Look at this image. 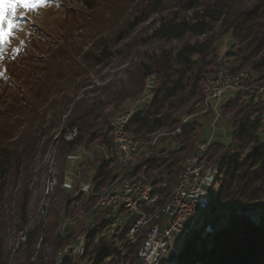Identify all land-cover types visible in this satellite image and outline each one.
I'll return each mask as SVG.
<instances>
[{"label":"trees","instance_id":"obj_1","mask_svg":"<svg viewBox=\"0 0 264 264\" xmlns=\"http://www.w3.org/2000/svg\"><path fill=\"white\" fill-rule=\"evenodd\" d=\"M103 1L83 0L87 12L70 9L57 42L39 40L33 44V53L9 66L8 78L0 77V264H56L58 251L72 236L64 240L56 237L59 241L50 256L45 250L53 239L50 229L40 242L39 229L26 232V241L14 255L9 242V231L25 233L30 223L38 164L53 151L64 170L79 148L111 146L112 117L145 92L148 78L154 77L157 84L154 98L148 111L136 115L128 128L138 142L151 141L165 130L175 131L182 116L198 111L203 103V84L221 66L218 45L227 35L235 43L227 55L229 71L237 74L249 70L254 83L264 85V0H150L144 8L134 6V17L126 19L118 35V42H132L118 53L130 59L124 70L125 81H107L102 75L116 54L114 35L103 36L108 29ZM153 16L157 17L151 33L145 37L136 34ZM81 30L86 34H80ZM185 40L179 48H153L157 42ZM142 47L150 50H135ZM92 76H99L101 85L94 83ZM221 114L230 125L232 142L228 146L215 142L208 154L220 169L215 199L233 211L264 209V101L238 94L221 105ZM74 129L77 136L67 140ZM199 132L203 133V125L182 126L173 139L177 145L174 151L160 159H149L136 169L146 167V175L157 173L159 178H168L169 191L162 192L158 206L171 197L183 164L201 136ZM112 165L113 161L103 159L98 167L95 188L88 197L91 203L111 180ZM91 166L86 165L82 173ZM55 196L67 215L84 197L79 192L70 198L60 188ZM107 224L111 223L105 221L103 227ZM98 231H83L90 234L82 261L141 264L138 252L146 232L132 242L127 228L120 233L118 229L113 240ZM61 264H75V260L66 256ZM178 264H264V219L233 215L229 226L214 235L209 251L206 241H190Z\"/></svg>","mask_w":264,"mask_h":264},{"label":"rangeland","instance_id":"obj_2","mask_svg":"<svg viewBox=\"0 0 264 264\" xmlns=\"http://www.w3.org/2000/svg\"><path fill=\"white\" fill-rule=\"evenodd\" d=\"M170 1L172 0H166V2H170ZM149 3L150 0H104L102 2V6L104 8V10L102 11L103 12L106 11L107 15L105 17L106 20L108 21V29L104 32L103 36L114 35L113 51L116 53L114 54L115 56L112 57L109 60V62H107L106 64L107 66L103 70L102 75L106 76L107 81H110L112 79H118V80L120 79L124 81L126 80L124 70L127 69L128 61H130V59L127 58V56L121 57L118 53L126 49L124 47L126 43H129V45H131L132 42L124 41L120 43L118 42V35L120 31L124 29L125 26L124 24L126 19L129 17L130 18L134 17L132 8L136 5H140L141 7L144 8L146 5H149ZM70 9H76V10L81 9L87 12L83 4V0H49L48 7L42 8L39 11V13H30L24 24V31L22 33H17L16 38L12 42V48L20 47L21 51L15 58H13V53L9 51L6 58L3 61H0V77L2 76L8 78L7 69L9 68V66L13 62H15L16 59L27 57V54L33 53L32 52L34 46L33 44L40 43L39 40H43V42L46 44L57 42L58 39L57 35L61 33V29H62L61 28L62 26L61 24L63 23L62 21L66 19V14ZM156 17L157 16H153L152 20L139 26V28L136 31V34H140L142 37H145L146 35L151 33L152 26L154 23L153 19H156ZM79 33L83 35L86 34V32L82 30L79 31ZM20 41H23V46H21ZM185 42L186 40L173 41L170 43L157 42L153 45V48L157 49L159 46H163L167 49H175L182 46ZM139 49L141 51L150 50V48L148 47L135 48V50H139ZM234 49H235V43L231 39V37L229 35L223 37L220 44L218 45L219 61L221 62L220 68L222 67L229 71V69L227 68V66H229L228 62H226L227 55L231 50ZM220 68H217V71ZM217 71L215 72V74L217 73ZM243 72L249 73L250 80L248 82V86H251L255 90L257 88H262V87L264 88V85H259L254 83V76L251 74L249 70H245ZM92 79L94 83H96L97 85H101V82L99 81V76H92ZM156 89H157V84L155 82L154 77L148 78L145 92L135 101H131L125 104L120 111L116 112V114H119L120 112H124V111L132 112L133 116L146 113L154 98V92ZM238 94H243L246 97H252V98L254 97L256 98V100L264 101V95L256 97L254 94L252 95L250 93L236 92V93H230V96L225 98L222 104L223 103L226 104L231 99H235ZM197 109L198 111H196L192 115L182 116L180 125L175 131L170 132L165 130L154 135L151 141H140V146L143 147V151H141V153L132 161L123 160L121 155L118 154V152L112 145L111 146L105 145L107 148L110 149V152H112V156H110L111 158L109 159V161H113L112 167L114 171L111 180L101 190L102 193L105 190H107L109 185L114 183L116 180L143 176L145 178L147 177L148 179H152L151 181L154 180L155 183L158 184L157 188H155V191L156 189H159V191H157V194L161 199L162 192L169 191L168 178L163 179L162 177L164 176L160 175L162 179L159 177L155 179L154 177L157 175V173L156 174L153 173L152 175H146L144 173L146 167L144 168L142 167L140 171H136V169L141 167V165H143L149 159H152L154 157L160 159L163 156V154L168 155L169 153L174 151L177 148V145L173 142V139L176 137V135L181 133L182 126H186L192 123L203 125V133L201 134L199 132L198 135L200 136L201 134V136L198 137V140L195 143L193 153L188 157V159L185 160V162L188 161L189 159H192L195 153L197 154V145L200 142H207L211 140V147L215 142H220L225 146L230 145L232 142V131L229 123L224 119L226 117L224 115L222 116L221 112L219 118L217 119L215 118V113L213 111L212 112L210 111L209 113L208 112L204 113V109H205L204 95H203V103L200 104V106H198ZM215 120L217 121L215 122ZM178 129H180V132H177ZM102 145L98 144L95 146H91L89 149L79 148L70 156V158L68 159V165L64 170L61 169L59 161L54 156L53 151H49L46 154L43 161L39 162L38 164L39 172H37L38 174L34 180L35 183L34 195L31 204L30 223L24 230L25 233L22 231L20 232L9 231L10 233L9 242L11 245H13V255L18 252L21 245H23V243L26 241L24 239L25 238L24 235H26V232L28 233L29 231L32 232L35 229H39L38 240L40 242L42 240V237L45 236L46 229H50L51 234H53V239H50L49 243L45 246L46 255L48 256H50L54 252V248H55L54 246H56V244L59 241V239L57 241L56 237L62 239L67 235L72 236L71 241H69L67 245L64 246V248L58 251L57 256L55 258L56 264H61L62 260L66 256H71L75 260V264H92L89 262V260L82 261L80 259L81 255H76L77 253H73L72 250L65 252V249L67 247L68 249H72L76 247L79 248L83 239L86 240V244H87L90 233H83V231H85L86 229L87 231L90 232L99 228L98 233L100 232L99 233L100 236L106 237L109 240H113L114 236L118 235L117 234L118 229L121 230L118 233L124 231L126 227V223L128 222V215L124 211L121 212L119 211V213L117 214L120 217L119 218L120 222H116V220L114 219L109 220L107 219V215H106L107 212L105 210H100L97 206L98 198L100 197L99 195H102L101 191L100 193H98L97 197H95V199L92 201V203L90 202V199H88L92 191L88 194L82 193L80 191V186L83 182L87 181L91 177L96 176L98 167H100V164L102 163L103 159L108 160L105 153L103 152V149L101 148ZM211 147L209 148V151ZM149 148H151V150H148ZM113 155L115 156L113 157ZM86 165H92V166L90 167V169L86 170L85 173H82V169ZM184 165L185 164H183L182 171ZM68 177H71L72 179V185L70 187H68L67 185L68 184L67 180H69ZM69 181L71 182V180ZM57 188H60L64 192L68 193L70 198H72L73 196L77 197L79 192L84 195L81 201H76L73 205L71 204L72 205L71 214L69 213L67 215L65 211L66 209H64L63 204L60 203L58 198L55 199ZM216 190L217 188H215L213 191L214 196L216 194ZM48 195L51 196L49 197ZM96 209H98V211ZM229 212H230V207H227V209L223 207L220 218L221 223L224 222L226 223L227 221L228 226L231 222V217L233 215H236L234 212H230V213ZM248 212L254 214L255 218L253 219L256 221H259L260 219H264V218H259L260 216H264L263 208L252 207L248 209ZM228 216L229 219H227ZM105 221L111 224L110 225L107 224V226L103 227ZM206 243L208 250V246L211 247L212 243L211 244L210 242L209 244L208 242ZM39 247L40 244L36 246L37 249H39Z\"/></svg>","mask_w":264,"mask_h":264},{"label":"built area","instance_id":"obj_3","mask_svg":"<svg viewBox=\"0 0 264 264\" xmlns=\"http://www.w3.org/2000/svg\"><path fill=\"white\" fill-rule=\"evenodd\" d=\"M249 80L250 77H242V81H231L223 85V87L213 85L209 89L212 100L216 101V106H218V118L222 102L230 96V93H250L256 97L264 95V88L255 90L248 86ZM130 116H133V113L128 111V116L120 117L116 121L119 127L123 155H129L130 150L140 147L129 132L126 131V122ZM177 132H180V129ZM210 147L211 140L201 142L199 158L192 165L189 180L186 184H183L182 189L178 190V197L174 202V206L169 208L166 215L158 219V227L153 230L150 236L148 252L145 256V261H141L142 264H177L180 248L186 247L190 241L196 240L198 223H205L206 234L211 233L213 228L221 225L222 205L212 202L210 209H202L203 199H212V193L216 186V164L211 167L203 166V158L208 155ZM101 148L106 152L105 145H102ZM68 178L71 180V182L67 180L68 187H70L72 179L71 177ZM91 191L88 182L86 189L82 193L88 194ZM157 195L155 182H149V186H137L132 184V178L131 184H124V179H122L119 180L118 194L106 199L102 209L107 210L109 213V220L114 219L116 222H120V217L117 215L119 211H124L128 215L125 229H128V237L133 242L138 235V226L144 220L148 207L156 201ZM230 212L252 220L255 218L254 214L248 211L230 210ZM259 218H264V216Z\"/></svg>","mask_w":264,"mask_h":264},{"label":"bare ground","instance_id":"obj_4","mask_svg":"<svg viewBox=\"0 0 264 264\" xmlns=\"http://www.w3.org/2000/svg\"><path fill=\"white\" fill-rule=\"evenodd\" d=\"M242 77H250V76H249V73H247V72H241V73H237V74L231 73L227 69L222 68V67L220 69H218V71H217V73L215 75L208 77L206 82H205V84H204V88H203V92H204V107H205L204 113L205 112L209 113L210 111L211 112L213 111L215 113V118L216 119L218 118V106H216V101L212 100L211 95H210V91H209V89H211V87L213 85H215L216 87H223V85H226V84L230 83L231 81H242ZM124 116H128V111L120 112L119 114L114 115V117L112 118V125H111L112 126V146L116 149L118 154L121 155L123 160L132 161L141 153V151H143V147L142 146L136 147L135 149L130 150L129 155H123V151L121 149V139H120V136H119V127L116 124V121H118V118L124 117ZM134 116H130L127 119L126 131H128V128L131 126L132 121L134 119ZM76 136H77V130L74 129L72 132H70L67 135L66 139L67 140H72ZM137 143L140 145V142H137ZM152 149H153V147H152ZM148 150H151V148H149ZM200 150H201V142L197 145V154L195 153V156L192 159H189L188 161H186V163L184 165V168H183V171H182L181 175L178 178V181H177V183L175 185V188H174V191L172 192L171 197H169L166 200L167 202L165 204H163L162 206L161 205L158 206V202L160 200V197H159V195H157L156 201L153 204H151L150 207H148V210L145 213L144 220H142L140 226H138V235L134 239V241H136L137 238L141 234L146 232V238H145V240H144L143 244L141 245V247L139 249V252H138V259L140 260V262L141 261H145V256H146V254L148 252V245L150 243V236L152 235L153 230L158 227V219L163 217L164 215H166V213H168L169 208L174 206V202L176 201V199L178 197V190L182 189L183 184H186L188 182L189 177H190L191 172H192V165L197 161V158H199ZM103 152L105 153L106 157H107V154H108L107 158L109 160L111 158L110 156H112V152H110V149L106 147V152H105L104 149H103ZM114 156L115 155H113V157ZM140 160H142V159H140ZM213 165H215V164L212 163L208 159V155L204 156V158H203V166L204 167H211ZM219 173H220L219 166L216 165V167H215V183H216V180H217V178L219 176ZM95 177H91L87 181L83 182L81 184V186H80V191L83 192L86 189V184L88 182H89V189H91L93 191L94 188H95L94 187V183H95L94 179H95ZM157 177H159V175H156L154 178L156 179ZM151 180L152 179H148L147 177L146 178L145 177H134V178H132V184H136L137 186H149V182H155L154 180L153 181H151ZM118 184H119V180H116L114 183L109 185L108 189L105 190L103 193L101 191L102 195H99L100 197L98 198L99 199L98 208L100 210H104V209H102V205H103L104 201H106V199H108L109 197H114L116 194H118ZM124 184H131V178L130 179H124ZM215 188H216V186H215ZM49 201H50V199H49ZM212 202L218 203L217 200L215 199L214 193H212V199H203L202 209H210V207L212 206ZM96 210L98 211V209H96ZM105 211L107 212V210H105ZM106 215H107V219H109V213L108 212H107ZM227 219H229V216L227 217ZM228 222H229V220H228ZM227 227H228V224H227V221H226V223L225 222L221 223V225H219L218 227L213 228V231L211 233H207L206 234L205 233V223H198L197 228H196L197 237H196L195 241H197L198 244H201L204 241L208 242V244L210 242V244H211L214 235L217 232H219V231H221L223 229H226ZM85 246H86V240L83 239V241H82L81 245L79 246V248L76 247V248L68 249V247H67L65 249V252H68V251L72 250L73 253H77L76 255H81L82 256L84 254V251H85ZM185 249H186V247H181L180 248L179 256L184 252ZM209 249H210V247L208 246V250ZM63 253H64V251H63ZM177 264H178V259H177Z\"/></svg>","mask_w":264,"mask_h":264},{"label":"snow or ice","instance_id":"obj_5","mask_svg":"<svg viewBox=\"0 0 264 264\" xmlns=\"http://www.w3.org/2000/svg\"><path fill=\"white\" fill-rule=\"evenodd\" d=\"M49 6V0H0V61L8 52L15 58L21 51L20 47L12 48L17 33L24 31V24L30 13H39ZM23 46V41H20Z\"/></svg>","mask_w":264,"mask_h":264}]
</instances>
